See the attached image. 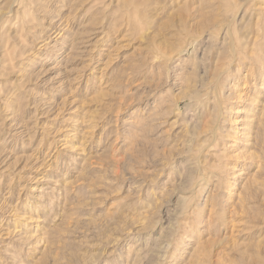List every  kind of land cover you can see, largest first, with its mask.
I'll return each instance as SVG.
<instances>
[{
    "label": "rangeland",
    "instance_id": "obj_1",
    "mask_svg": "<svg viewBox=\"0 0 264 264\" xmlns=\"http://www.w3.org/2000/svg\"><path fill=\"white\" fill-rule=\"evenodd\" d=\"M263 77L264 0H0V264H264Z\"/></svg>",
    "mask_w": 264,
    "mask_h": 264
},
{
    "label": "bare ground",
    "instance_id": "obj_2",
    "mask_svg": "<svg viewBox=\"0 0 264 264\" xmlns=\"http://www.w3.org/2000/svg\"><path fill=\"white\" fill-rule=\"evenodd\" d=\"M233 1H234V0H233ZM239 1H240V0H239ZM247 3H248V1H247ZM232 8H233V7H232ZM250 8H251V7H250ZM243 12H244V11H243ZM250 12H251V11H250ZM235 13H236V15L238 14L237 12H235ZM231 14H232V12H231ZM229 15H230V14H229ZM239 15H241V14H239ZM251 16H252V15H251ZM229 17H230V16H229ZM238 17H240V16H238ZM238 17H237V18H238ZM247 17H249V15H248ZM232 18H233V17H232ZM250 18H251V17H250ZM254 18H255V17H254ZM257 18H258V17H257ZM228 19H230V18H228ZM230 20H231V19H230ZM230 20H229V21H230ZM233 20H235V19H233ZM252 20H253V19L251 18V21H252ZM256 20H257V19H256ZM213 21H215V18H214ZM225 21H226V20H225ZM215 22H216V21H215ZM217 22H218V21H217ZM222 23H223V22H222ZM226 23H228V22H226ZM226 23L224 22V27H225V24H226ZM216 24H217V23H216ZM232 25H233V24H232ZM237 26H238V25H237ZM242 26H243V25H242ZM222 27H223V26H222ZM230 27H231V22H230V24L228 23V28H230ZM232 27H233V26H232ZM219 28H220V27H219ZM235 28H236V27H235ZM215 29H216V28H215ZM231 29H232V28H231ZM231 29H230V30H231ZM227 30H228V29H227ZM236 30H237V29H236ZM246 31H247V28H246ZM228 32H229V31H228ZM249 32H250V31H249ZM206 33H207V32H206ZM250 33H251V32H250ZM250 33H248V32H246V33L243 32L242 35L245 36V37H248V36L251 37L252 35H249ZM212 34H213V33H212ZM256 35H258V33H257ZM233 36H234V35H233ZM203 37H204V36H203ZM208 37H209V36H208ZM212 37H213V36H212ZM249 37H248V38H249ZM254 38H257V37H254ZM204 39H205V38H204ZM210 39H211V38H210ZM226 39H228V37H226ZM229 39H230V38H229ZM252 39H253V37H252ZM205 40H206V39H205ZM230 40H231V39H230ZM247 40H248V39H247ZM254 40H255V39H254ZM233 41H234V39H233ZM212 42H213V41H212ZM195 43H196V42H195ZM208 44H209V43H208ZM235 44H236V43H235ZM239 44H241V43H239ZM213 45H214V44H213ZM224 45H225V43H224ZM224 45H223V47H224ZM226 45H227V43H226ZM242 45H243V44H242ZM248 45H249V44H247V46H248ZM205 46H206V45H205ZM243 46H244V45H243ZM226 48H229V47L226 46ZM243 49H244V48H243ZM222 51H225V50L223 49ZM222 51H221V52H222ZM227 51H228V49H227ZM234 52H235V51H234ZM239 52H241V51H239ZM246 52H247V51H246ZM246 52H245V53H246ZM249 53H250V52H249ZM240 54H241V53H240ZM242 54H243V53H242ZM163 55H164V54H163ZM234 55H236V54H234ZM243 55H245V54H243ZM244 57H245V56H244ZM217 58H218V57H217ZM245 59H246V58H245ZM215 60H216V59H215ZM237 60H238V58H237ZM166 61H167V60H166ZM209 63H210V62H209ZM216 63H217V60H216ZM210 64H211V63H210ZM217 64H218V63H217ZM214 65H215V62H214ZM220 66H221V65H220ZM224 66H225V65H224ZM196 67H197V66H196ZM210 67H211V65H210ZM252 67H254V66H252ZM211 68H214V66L211 67ZM220 68H221V67H220ZM255 68H256V67H254V69H255ZM216 69H217V67H216ZM222 69H223V67H222ZM226 69H228V68H226ZM213 70H214V69H213ZM209 71H210V69H209ZM219 71H220V70H219ZM213 72H214V71H213ZM213 72H211V73H213ZM220 72H221V71H220ZM220 72H219V73L216 72V73L211 74V75H213V77H216V75L219 76ZM251 72H252V71H251ZM254 72H255V71H254ZM221 74L224 75L225 73H221ZM247 74H248V73H247ZM204 76H205V74H204ZM213 77L210 76V78H213ZM225 77L228 78V76H225ZM192 78H193V77H192ZM208 78H209V76H208ZM210 78H209V81H210ZM263 78H264V77H263ZM194 79H195V78H194ZM194 79H193V80H194ZM218 79H219V78H218ZM193 80H192V81H193ZM199 80H200V79H199ZM220 80H222V79H220ZM225 80H226V79H225ZM227 80H229V79H227ZM187 81H189V82H188V85H187ZM187 81H186V86H185V87H187V88L189 89V88L191 87V85L194 83V81H193V83L191 84V82H190L191 79H189V76H188ZM195 81H196V80H195ZM206 81H207V80H206ZM214 81H215V80H214ZM229 81H230V80H229ZM196 82H197V81H196ZM200 82H201V80H200ZM200 82H197V83L199 84ZM207 82H208V81H207ZM207 82H205V83H207ZM224 82H226V81H224ZM183 83H184V82H183ZM190 84H191V85H190ZM218 84H219V83H218ZM218 84H217V85H218ZM221 84H222V82H221ZM221 84H220V85H221ZM182 85H183V84H182ZM193 85L195 86V84H193ZM193 85H192V86H193ZM208 85H210V84H207V85H205V86L207 87ZM213 85H214V86H213V87L211 86V87H212V88H215V90H216V88L218 87V86H216V82H214ZM183 86H184V85H183ZM198 86H199V85H198ZM205 86H204V83H203L202 88L205 87ZM215 86H216V87H215ZM181 87H182V86H181ZM185 87H184V89H183L184 92L188 91L187 88H186V91H185ZM196 87H197V85H196ZM199 87H200V86H199ZM206 87H205V88H206ZM211 87H210V89H211V91H212V88H211ZM191 88H192V87H191ZM200 88H201V87H200ZM205 88H204V89H205ZM208 88H209V87H208ZM194 89H195V88H194ZM196 89H197V88H196ZM218 89H219V88H218ZM191 90H192V89H190L188 92H190ZM197 90L200 91V89H197ZM194 91H195L196 93L198 92V91H196V90H194ZM188 92H187V93H188ZM217 93H218V92H217ZM189 94H192V95H193V93H188V95H189ZM186 95H187V94H186ZM192 95H189V96H192ZM200 95H201V94H200ZM216 95H217V94H216ZM193 96H194V95H193ZM194 97H195V96H194ZM196 97H197V96H196ZM196 97H195V98H196ZM220 97H221V96H220ZM197 99L200 100V98H198V97H197ZM199 100H198V101H199ZM192 102H193V101H192ZM203 102H204V101H203ZM203 102H202V103H203ZM205 105H206V104H205ZM193 106H194V105H193ZM190 107H191V106H190ZM212 107H213V106H212ZM201 112H202V111H201ZM202 113H203V112H202ZM209 116H210V115H209ZM207 117H208V115H207ZM208 121H209V120H208ZM203 123H204V122H203ZM261 124H262V123H261ZM263 125H264V123H263ZM211 126H212V125H211ZM205 127H206V126H205ZM205 127H204V128L202 127V128L205 130ZM194 128H196V127L194 126ZM209 128H210V127H209ZM211 128H212V127H211ZM211 128H210V129H211ZM191 129H192V128H191ZM204 130H202V132H203ZM207 130L209 131V129L206 128V132H205L204 134H206V133H210V132H208ZM196 131H197V133H198V129H196ZM210 131H211V130H210ZM192 132H193V131H192ZM194 132H195V130H194ZM202 132H201V133H202ZM195 133H196V132H195ZM199 133H200V132H199ZM201 133H200V134H201ZM193 135H194V134H193ZM197 135H198V134H196V136H197ZM206 135H208V134H206ZM206 135H205V136H206ZM202 136H204V135H202ZM209 136H210V135H209ZM199 137H200V136H199ZM207 137H208V136H207ZM210 137H211V136H210ZM191 138H192V137H191ZM200 138H202V137H200ZM189 139H190V138H189ZM194 139H195V138H194ZM196 140H197V139H196ZM196 140H195L194 142H196ZM206 140H207V139H206ZM201 141H203V140H201ZM190 143H191V142H190ZM198 143H201V142H198ZM198 143H197V144H198ZM203 143H204V142H203ZM213 143H214V141H213ZM196 146H197V145H196ZM186 147H187V146H186ZM189 148H190V147H188L187 149H188V150L192 149V148H190V149H189ZM193 148H194V147H193ZM185 150H186V149H185ZM201 151H202V150H201ZM204 152H205V151H204ZM205 156H206V155H205ZM205 156H204V157H205ZM192 159H193V158H192ZM200 160H201V159H200ZM195 161H196V160H195ZM199 163H200V162H199ZM197 165H198V164H197ZM198 166H199V165H198Z\"/></svg>",
    "mask_w": 264,
    "mask_h": 264
}]
</instances>
